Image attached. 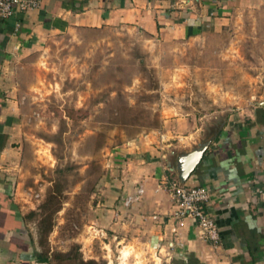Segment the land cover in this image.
<instances>
[{
    "label": "rangeland",
    "instance_id": "rangeland-1",
    "mask_svg": "<svg viewBox=\"0 0 264 264\" xmlns=\"http://www.w3.org/2000/svg\"><path fill=\"white\" fill-rule=\"evenodd\" d=\"M19 65L8 136L24 264H174L165 245L152 249L148 207L122 199L148 178V145L149 160L172 165L264 98V3L168 42L119 25L60 28Z\"/></svg>",
    "mask_w": 264,
    "mask_h": 264
},
{
    "label": "crops",
    "instance_id": "crops-1",
    "mask_svg": "<svg viewBox=\"0 0 264 264\" xmlns=\"http://www.w3.org/2000/svg\"><path fill=\"white\" fill-rule=\"evenodd\" d=\"M38 3L37 7L0 19V264H24L17 257L21 258L26 243L18 229L12 231L20 224L24 228V213L10 171L17 151L8 136L9 114L14 115L17 106L9 95L17 89L19 84L14 78L23 68L19 60L60 28L119 25L168 42L215 32L234 11L264 0H38ZM15 23L19 24L16 30ZM230 119L224 120L222 128L212 135L183 181L208 189L210 197L204 208L217 224L220 240L216 244L201 239L191 220L184 219L179 225L170 217L174 204L165 189V179L176 177L168 169L167 161L163 164L157 159L149 160L153 152L149 148L153 146L148 145V167L144 166L148 168V178L137 184L143 187V194L136 204L148 207L145 217L152 249L165 250V245L167 251L168 241L180 242L181 245L165 252L167 261L264 264V106L255 105L243 120L239 116ZM140 211L138 215L146 214L144 209Z\"/></svg>",
    "mask_w": 264,
    "mask_h": 264
},
{
    "label": "built area",
    "instance_id": "built-area-1",
    "mask_svg": "<svg viewBox=\"0 0 264 264\" xmlns=\"http://www.w3.org/2000/svg\"><path fill=\"white\" fill-rule=\"evenodd\" d=\"M38 0H0V19L8 18L14 14L26 11L38 6ZM19 24L15 23L14 30ZM163 135H160L162 138ZM165 189L168 192L174 209L170 214L179 225L184 219L191 220L197 228L198 235L204 241L216 244L220 240V234L214 218L205 210L204 205L209 201V191L203 185H186L176 178L165 179ZM143 194V187L137 185L131 193L125 194L122 205L129 207L136 203ZM38 194H35L37 197ZM116 214V213H115ZM174 231V229H172ZM180 242L170 240L167 248L172 249Z\"/></svg>",
    "mask_w": 264,
    "mask_h": 264
},
{
    "label": "water",
    "instance_id": "water-1",
    "mask_svg": "<svg viewBox=\"0 0 264 264\" xmlns=\"http://www.w3.org/2000/svg\"><path fill=\"white\" fill-rule=\"evenodd\" d=\"M255 104L258 106H264V98L262 100L256 101ZM211 137L212 135L209 138L200 140L197 142L196 146L192 147L191 149L184 150L183 152L176 154L174 157V163L172 165L168 164V169L175 174L178 182L183 183V181L189 175L191 170L201 158V155L204 149L207 147Z\"/></svg>",
    "mask_w": 264,
    "mask_h": 264
},
{
    "label": "trees",
    "instance_id": "trees-1",
    "mask_svg": "<svg viewBox=\"0 0 264 264\" xmlns=\"http://www.w3.org/2000/svg\"><path fill=\"white\" fill-rule=\"evenodd\" d=\"M34 213H35L34 211H30V212L27 213L26 215H31V214H34ZM17 229H18L17 232H18L20 235H23L21 232L24 230V228H23V229L21 228V224H20V226H19L18 228L14 229V230H12V231H13V232H16ZM22 237H24V235H23ZM20 239H22V238H20ZM28 239H29V238H28ZM24 240H25V237H24ZM29 240H30V239H29ZM29 240H28V241H29ZM25 242H26V240H25ZM25 245H26V243H25ZM20 256H21V255H20ZM34 257H35L36 261H38V262H45V261H46V257H45V255L42 254V253L34 254ZM21 258H22V259H21ZM21 258H20V257H17V259H18L20 262L25 263V262H26L25 258L22 257V256H21ZM173 263H174V264H191L189 261H186L185 263H183V262H181V261H179V260H173Z\"/></svg>",
    "mask_w": 264,
    "mask_h": 264
}]
</instances>
